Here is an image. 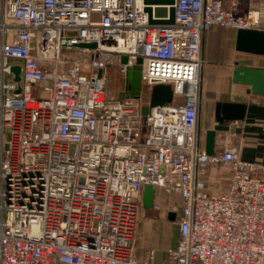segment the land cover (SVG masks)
<instances>
[{"label": "built area", "instance_id": "2783aa9c", "mask_svg": "<svg viewBox=\"0 0 264 264\" xmlns=\"http://www.w3.org/2000/svg\"><path fill=\"white\" fill-rule=\"evenodd\" d=\"M144 1L0 0V264H154L135 255L145 186L176 216L164 264H264V167L228 142L206 155L199 126L205 35L264 23L173 0L175 24L150 26ZM122 56L142 60L138 99L106 93ZM156 85L172 103L143 117ZM209 168L229 172L222 193L206 191Z\"/></svg>", "mask_w": 264, "mask_h": 264}, {"label": "crops", "instance_id": "0c3cea01", "mask_svg": "<svg viewBox=\"0 0 264 264\" xmlns=\"http://www.w3.org/2000/svg\"><path fill=\"white\" fill-rule=\"evenodd\" d=\"M222 5L225 10H233L242 13L241 15H249L264 21V0H223ZM236 32L231 29L214 27L204 37L202 45V100L211 103L213 108L209 114L210 104H207L209 107L205 110L202 101L199 126L201 130L206 131L215 128L214 106L217 102L245 105L243 119L232 123L235 132L217 134L214 153L220 152L222 144L228 142L236 150L241 161L264 167V95L262 97L252 96L249 87L232 82V73L235 68L264 70V57L237 52L235 50ZM13 64L20 65L18 62ZM201 145L205 151V138ZM229 176L226 169L209 168L202 181L208 193L219 194L227 187ZM259 177L264 178V173L259 174ZM173 205L179 209L181 203L176 200ZM159 213L164 214V219H167L169 224L176 225V216L175 221L171 222L168 220L169 214L164 211ZM160 219H163L162 216ZM162 222L160 220L159 226L156 227L159 233L158 239L155 240L153 237L149 244L144 243L143 235L146 233V229L148 227L151 229L152 226L146 224L140 228L135 247V255L139 261L146 258L149 250H154L157 253L154 264H164L166 261L164 251L176 248L177 225L176 233L168 240L164 231V222Z\"/></svg>", "mask_w": 264, "mask_h": 264}, {"label": "water", "instance_id": "95a60500", "mask_svg": "<svg viewBox=\"0 0 264 264\" xmlns=\"http://www.w3.org/2000/svg\"><path fill=\"white\" fill-rule=\"evenodd\" d=\"M221 2L223 0H212ZM173 0H145L144 11L148 15V24L150 26L170 27L175 24ZM150 6H155L154 10ZM168 7V8H167ZM78 49L95 50L96 44L78 45ZM235 50L239 53L253 56L264 57V31L259 30H238L235 38ZM135 64H132V62ZM120 62L123 65H129L128 71L124 77L123 91L119 93L121 99H138L142 91V60L140 58H128L122 56ZM14 75L13 81L20 83V67L12 68ZM101 73L99 72V75ZM232 82L234 84L250 88V94L255 97L264 95V70L250 68H235L232 73ZM19 93V90L16 94ZM173 93L169 85H156L152 88L148 107L141 110L143 117H146L150 109L164 107L172 103ZM245 105L234 104L230 102H217L214 106V120L216 126L213 130L207 131L205 137V154L212 156L214 154L216 136L218 133L235 132L234 122L241 121L245 112ZM7 139V137H6ZM154 190L151 186H145L142 197V207L149 211L154 202ZM168 220L175 221V215L169 214Z\"/></svg>", "mask_w": 264, "mask_h": 264}, {"label": "rangeland", "instance_id": "374dc122", "mask_svg": "<svg viewBox=\"0 0 264 264\" xmlns=\"http://www.w3.org/2000/svg\"><path fill=\"white\" fill-rule=\"evenodd\" d=\"M232 11L235 15H241L242 13H239V12H235L233 10H230ZM261 21V20H260ZM262 23H264V21H261ZM106 93L109 97H112V98H117L119 97V93L123 91V87H124V78L122 76H120L117 72V70H108L107 71V76H106ZM203 101V107L204 109L206 110L207 107V104H210V111H209V114H211L212 112V108H213V105L211 103H207L205 102V100H202ZM162 200V199H161ZM160 200V202H162ZM160 216H162L163 219H160ZM160 220H162L163 224H164V231L166 232L165 235H166V238L169 240L171 239L174 234L176 233V225H171L169 224L166 220L167 219H164V214L162 213H157V212H154V211H145V210H141L140 212V217H139V223H138V228H137V237H136V241H135V247H136V243L138 241V234L140 233V228L146 224H149V226H152L151 229H146V233L143 235V241L145 244H149L151 243L152 241V238L154 237L155 240L158 239V230H157V226H159V222ZM153 233V234H152ZM154 242V241H153Z\"/></svg>", "mask_w": 264, "mask_h": 264}, {"label": "bare ground", "instance_id": "6f19581e", "mask_svg": "<svg viewBox=\"0 0 264 264\" xmlns=\"http://www.w3.org/2000/svg\"><path fill=\"white\" fill-rule=\"evenodd\" d=\"M252 18H254V17H252ZM255 19V18H254Z\"/></svg>", "mask_w": 264, "mask_h": 264}]
</instances>
